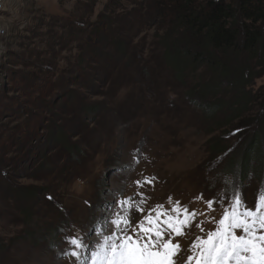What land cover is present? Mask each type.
Here are the masks:
<instances>
[{"label":"rangeland","instance_id":"1","mask_svg":"<svg viewBox=\"0 0 264 264\" xmlns=\"http://www.w3.org/2000/svg\"><path fill=\"white\" fill-rule=\"evenodd\" d=\"M160 1H8L7 48L12 52H22L30 40L34 44L28 47L38 48L43 38L39 35L59 37L73 19H84L92 30L97 21L112 16L106 29L110 43L118 35L130 41L123 53L106 48L112 68L106 75L97 79L88 62L83 65L85 75L74 87L77 102L57 110L59 116L35 111L41 125L24 152L14 141L3 140L21 129L19 114L2 116L0 124L7 125V131L0 127L1 143L11 151L0 155L5 157L0 161V264H79L66 254L71 246L65 238H85L94 249L98 222L123 214L120 202L129 197L144 212H132L128 235H135L137 222L157 205H163L167 215L181 218L184 208L196 211L202 228L185 229L184 237L173 240L182 247L177 264L194 255L190 246L197 238L206 240L218 229L224 211L231 210L234 192L246 208L255 210L264 195V167L258 176L249 167L245 179L238 169L244 152L253 150L250 142L255 136L260 155L251 152L250 163L264 164V138H259L264 49L260 53L209 49L206 57L196 40L182 35L171 22ZM74 46L58 49L60 70H70L67 62L76 55ZM175 49L202 52L205 59L194 62L185 55L186 62L182 61L187 66L178 74L171 61ZM8 96L4 101L18 107L15 100L22 95ZM64 127L71 149L53 140ZM220 140L227 149L213 155ZM234 162L236 173L225 175ZM146 179L154 182L149 185ZM23 188L34 195L20 199L16 191ZM209 201L214 202L211 207ZM177 202L179 213L173 211ZM151 214L155 217L156 211Z\"/></svg>","mask_w":264,"mask_h":264},{"label":"trees","instance_id":"2","mask_svg":"<svg viewBox=\"0 0 264 264\" xmlns=\"http://www.w3.org/2000/svg\"><path fill=\"white\" fill-rule=\"evenodd\" d=\"M160 2L171 22L182 30V35L192 41L196 40L198 46L202 47L208 55L206 57H210L207 51L209 49L233 52L239 49L248 53H260L264 49V30L262 29L264 26V0H162ZM112 20V16L103 18L92 25V30H88L84 19L83 21L73 19L68 23V27L64 28L66 31L63 30L57 38L50 36V33L44 36L39 35L38 37L43 38L38 44V48H29L28 46L34 44V41L30 40L29 45L22 46V52L8 50L2 64L5 81L4 85L0 87V121L2 116L8 112L10 114L5 115L7 117L18 113V118L21 121V126L18 127L21 129L16 134L9 133L7 139H3L4 142L10 144L9 141H14L13 145L21 149L20 152H24L27 146L32 145L35 140L32 132L38 130L41 125L40 120L36 119V115L39 114H35V111L59 116L56 114L57 110L62 107H70L74 101L76 103L79 92L74 87L85 75L84 71L87 69L83 66L87 65L85 63L88 62L89 70L95 71L97 79L102 73L106 75L108 69L112 70L108 49L113 48L122 53L126 52L130 41L128 36L118 35L119 37H114L110 43L106 29L111 25ZM116 23L117 27L121 28L120 21H116ZM72 43L75 44L77 52L73 60L67 62L70 70H60L57 61L59 58L58 49ZM175 50L177 55L173 59L171 58V61L173 60L174 65L178 67V74H181L180 69L187 66L185 55L188 54L187 56L194 62L199 61L200 58L205 59L202 52L191 53V55L186 50L184 53L180 49ZM93 64L96 67H90ZM12 67L18 69L12 70ZM10 92H18L22 95V99L15 100V104L18 106L16 108L5 102V99L9 98ZM90 110L91 108L88 111ZM0 125L1 128L4 127L3 133H5L7 125ZM56 133L53 137L56 143L70 149L73 148L71 147L73 143H71L65 127L60 128V131L57 130ZM0 137L2 136L0 135ZM259 138H264V118ZM257 139L258 136H255L254 140L250 142L254 144L253 150L251 151L250 148L244 150L240 159L238 170L241 179H245L244 177L248 175L249 167L257 176L263 171L264 164L253 167L250 163L251 152L260 155ZM1 141L0 139V155H5L10 150L9 145H3L4 142L1 143ZM221 141L212 148L213 155H218L227 149L226 144L220 145ZM4 155L0 156V161L5 158ZM235 164L236 162L228 164L225 175L236 173ZM16 193L20 199L34 195L29 188L20 189Z\"/></svg>","mask_w":264,"mask_h":264},{"label":"snow or ice","instance_id":"3","mask_svg":"<svg viewBox=\"0 0 264 264\" xmlns=\"http://www.w3.org/2000/svg\"><path fill=\"white\" fill-rule=\"evenodd\" d=\"M153 182L151 179L144 181L149 185ZM136 183L141 185L140 181ZM208 203L211 207L214 202ZM120 204L123 214H117L110 222H98L94 249L85 238L69 236L65 239L71 250L66 254L77 259L79 264H177L182 247L173 242L174 238L184 237L185 229L190 230L193 226L202 228L195 219V210L189 212L184 208L181 218L167 215L164 206L157 205L144 220L137 222L135 235H128L133 227L132 212L142 214L144 208L133 203L131 197ZM230 207L231 210L224 211L217 230L210 232L206 240L197 238L190 246L194 255L188 256L183 264L193 261L195 264H264V195L259 196L253 210L246 208L234 192ZM152 211H156L155 217ZM173 211L180 212L179 202ZM165 216L167 218L161 220ZM237 230L243 234L237 235ZM197 248L200 249L198 253ZM87 252L90 255H86Z\"/></svg>","mask_w":264,"mask_h":264},{"label":"built area","instance_id":"4","mask_svg":"<svg viewBox=\"0 0 264 264\" xmlns=\"http://www.w3.org/2000/svg\"><path fill=\"white\" fill-rule=\"evenodd\" d=\"M8 1L0 0V87L5 81L4 71L2 64L5 60V56L8 52L7 40L9 38V25L7 24L8 13Z\"/></svg>","mask_w":264,"mask_h":264}]
</instances>
